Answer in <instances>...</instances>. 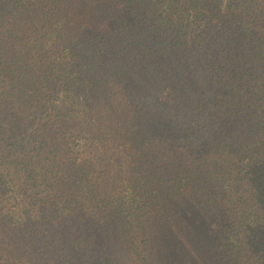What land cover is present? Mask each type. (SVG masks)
Wrapping results in <instances>:
<instances>
[{"label": "trees", "instance_id": "1", "mask_svg": "<svg viewBox=\"0 0 264 264\" xmlns=\"http://www.w3.org/2000/svg\"><path fill=\"white\" fill-rule=\"evenodd\" d=\"M0 264H264V0H0Z\"/></svg>", "mask_w": 264, "mask_h": 264}, {"label": "rangeland", "instance_id": "2", "mask_svg": "<svg viewBox=\"0 0 264 264\" xmlns=\"http://www.w3.org/2000/svg\"><path fill=\"white\" fill-rule=\"evenodd\" d=\"M244 42H247L245 39H243ZM212 77H213V74L211 73H207V75L205 76V78L207 79V81L209 82H212ZM202 195L199 194L197 195V198H201ZM246 259H253V258H257V255H256V251H253V252H247L243 255ZM129 255H125V258L123 261L125 262H128L129 261ZM248 263V262H247Z\"/></svg>", "mask_w": 264, "mask_h": 264}]
</instances>
